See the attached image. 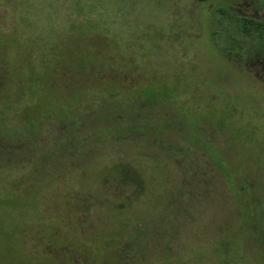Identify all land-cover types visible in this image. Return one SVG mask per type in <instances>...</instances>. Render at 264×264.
Listing matches in <instances>:
<instances>
[{
	"label": "rangeland",
	"instance_id": "1",
	"mask_svg": "<svg viewBox=\"0 0 264 264\" xmlns=\"http://www.w3.org/2000/svg\"><path fill=\"white\" fill-rule=\"evenodd\" d=\"M242 18L264 0H0V264H264L243 223L252 196L264 232V51Z\"/></svg>",
	"mask_w": 264,
	"mask_h": 264
},
{
	"label": "trees",
	"instance_id": "2",
	"mask_svg": "<svg viewBox=\"0 0 264 264\" xmlns=\"http://www.w3.org/2000/svg\"><path fill=\"white\" fill-rule=\"evenodd\" d=\"M201 3L206 2L207 0H198ZM218 11L223 13L222 9H218ZM240 26L242 29V32L244 36L247 39H250L252 42L257 44L260 47V50L264 51V21H257L252 18H242L240 20ZM3 77V74H0V80ZM101 79H109L111 78L112 82L114 79V75H110V77L107 76H100ZM1 85V83H0ZM1 88V87H0ZM2 89H0L1 94ZM117 175L120 176V182L125 190L129 189L132 191V196L135 198L139 195H142L145 192V184L141 177V174L137 169L129 168L127 165H118L116 167ZM248 183H244L241 187V189L245 192H247V186ZM251 197V204L248 203L244 205V211L245 215L243 216V223H245L249 228H251V231L253 230L254 238L257 242L263 243L264 245V232L259 229V226L255 223L251 224L249 222V219L252 217V209L256 207L257 202ZM254 210V209H253ZM227 248V247H224Z\"/></svg>",
	"mask_w": 264,
	"mask_h": 264
}]
</instances>
